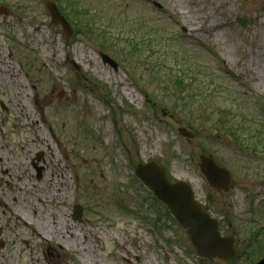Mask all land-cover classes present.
Segmentation results:
<instances>
[{
	"label": "rangeland",
	"instance_id": "obj_1",
	"mask_svg": "<svg viewBox=\"0 0 264 264\" xmlns=\"http://www.w3.org/2000/svg\"><path fill=\"white\" fill-rule=\"evenodd\" d=\"M147 162L239 238L233 264L264 257V0H0V264H232L197 257Z\"/></svg>",
	"mask_w": 264,
	"mask_h": 264
},
{
	"label": "water",
	"instance_id": "obj_2",
	"mask_svg": "<svg viewBox=\"0 0 264 264\" xmlns=\"http://www.w3.org/2000/svg\"><path fill=\"white\" fill-rule=\"evenodd\" d=\"M47 6L51 12L52 23L58 26L62 25L65 35H73L70 23L67 22L56 5L49 2ZM102 57L105 62H109L111 65L115 64L108 55L105 54ZM114 67L117 68V65ZM200 162L201 172L205 175L210 187L219 192H231L233 186L231 172L221 168L211 156H202ZM135 169V175L143 185L147 186L154 196L169 208L172 217L185 229L201 260L212 261L214 258H218L223 261H232L236 258L238 253L235 250L237 238L222 237L219 220L211 217L210 213L196 199L191 184L184 181L172 183L165 170L155 162L138 165ZM39 171L41 172V170ZM82 216L83 208L79 207L76 218L81 221ZM259 264H264V259Z\"/></svg>",
	"mask_w": 264,
	"mask_h": 264
},
{
	"label": "bare ground",
	"instance_id": "obj_3",
	"mask_svg": "<svg viewBox=\"0 0 264 264\" xmlns=\"http://www.w3.org/2000/svg\"><path fill=\"white\" fill-rule=\"evenodd\" d=\"M37 140L41 141V143H48V141L46 140V138H42L40 136H37ZM70 231H71V228L69 227V231L68 232L70 233Z\"/></svg>",
	"mask_w": 264,
	"mask_h": 264
}]
</instances>
